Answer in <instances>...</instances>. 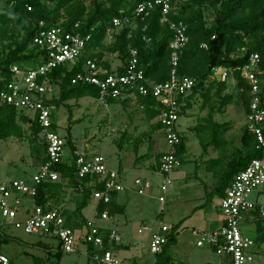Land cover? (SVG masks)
Listing matches in <instances>:
<instances>
[{
	"label": "built area",
	"instance_id": "built-area-1",
	"mask_svg": "<svg viewBox=\"0 0 264 264\" xmlns=\"http://www.w3.org/2000/svg\"><path fill=\"white\" fill-rule=\"evenodd\" d=\"M155 7L161 9V22L173 31L170 42L172 70L170 79L165 82L150 81L146 77L145 70L139 66L135 48L131 49L125 64L120 61L116 68L110 69L98 65L90 57V53L97 48L88 49L92 35L78 31L79 23L71 30L61 24L41 27L33 38V45L38 48L43 58L41 63L24 69L17 65L12 67L13 79L0 89V107L14 106L38 121L41 137L47 145L48 160L42 162L29 179L0 180V233L7 226H15L26 233L57 240L60 249L66 253L78 251L81 243L86 247L91 244L99 250L93 256L99 264H129L118 256L120 249L115 245L123 241L115 229L110 228V233H103L108 227L99 225L95 219H89L84 229L74 230L66 224V217L60 208L47 209L36 203L35 196L41 183L60 180V172L55 166L65 162L66 154V138L59 133L54 119L56 106L49 101L58 91L48 76L55 68L65 67L71 70L79 62H82L83 70L78 71L71 82L96 85L100 90L98 99L103 104H107L110 99L136 104L139 95H153L160 102V110L154 120L164 127L166 139L172 148L160 156L158 172L165 178L162 184L164 189L167 190L173 185L170 173L182 164L175 149L181 143L177 126L182 104L179 99L192 90L195 78L180 76L177 70L180 54L189 40L188 25L171 16L176 14L177 0H143L137 5L135 12L146 16ZM130 23L128 16L115 17L113 26L107 29L105 42H113L118 29ZM263 54L252 53L244 65L213 68L214 75L222 80L230 77L236 83L234 73L238 72L248 82L251 103L245 124L256 135L257 148L262 151L260 157L251 159L234 176L225 193L220 196L223 216L221 224L211 230H192L198 246L210 247L220 255H228L231 264H256L257 254L264 250V132L261 126L264 121L261 94ZM119 67L124 68L123 72L118 70ZM66 163L75 164L79 178L89 176L103 184V188L95 190L92 195L97 203L110 202L113 191L120 192L125 188L119 169L109 167L107 158L101 153L80 151L77 148L75 157L70 152V162ZM135 186L142 191L150 188L151 184L138 177ZM24 197L33 198V205L21 206ZM96 212L95 210L97 219L111 218L107 210L100 216ZM244 227H248L252 234L245 233ZM142 231L139 229V232ZM169 233L170 227L167 225L152 232L150 249L153 253L162 251L168 242ZM259 237L262 238L261 241L258 240ZM0 264H11L9 257L1 251Z\"/></svg>",
	"mask_w": 264,
	"mask_h": 264
},
{
	"label": "trees",
	"instance_id": "trees-1",
	"mask_svg": "<svg viewBox=\"0 0 264 264\" xmlns=\"http://www.w3.org/2000/svg\"><path fill=\"white\" fill-rule=\"evenodd\" d=\"M54 5L48 8L44 0H0L2 12L0 13V89L9 83L14 74V65L20 68L35 67L42 61L41 53L33 45V38L41 27L64 25L71 30L76 23L77 30L83 34H91L92 39L88 49L96 47L95 52L90 53L95 62L110 69V61L105 57V50L111 52L125 64L130 56L132 48L137 49L139 66L145 70L146 77L150 81L165 82L171 76V48L170 42L173 31L167 24L161 22V9L155 7L146 16L138 15L135 10L143 0H51ZM119 16H128L130 24H124L114 34L113 42L107 44L105 38L107 29L113 26V19ZM175 20H182L187 25L188 43L180 54L177 67L180 76L195 78L192 90L179 100L182 102L180 116L188 113L199 102L203 109L216 96L221 105L231 103L232 93L223 94L228 88L227 80H222L213 73L214 67H236L249 61L252 53H264V0H177L176 14H171ZM264 70V54L261 62ZM83 70L82 62H79L71 70L58 67L49 73V80L57 88V95L50 99V103L56 107L65 105L71 118L72 106L68 104L71 99H80L85 96L99 98L100 90L96 85L89 83L73 84L72 77ZM118 70L123 72L124 68ZM236 90L246 114L250 112L251 94L248 82L235 72ZM261 94L264 106V71L261 74ZM202 99V100H201ZM239 100V101H240ZM107 104L123 103L117 99L107 100ZM137 106L143 109L148 119L157 117L160 110V102L153 96H138ZM214 107V106H212ZM214 108H212L213 110ZM212 114V112H211ZM209 115L205 120L207 124L196 126L198 131L207 130L210 141L207 145L224 147L227 143L222 140L221 134L226 131L228 124L220 123ZM157 123V122H155ZM27 125L30 131L29 140L34 145L43 149L42 162L48 160L47 145L41 137V129L37 120L32 119L24 110L14 106L5 105L0 107V139L10 137H23L24 127ZM159 127L161 124L157 123ZM264 132V121L261 123ZM181 143L176 146V154L182 162L188 151L187 137L179 131ZM66 138V147L70 148L75 157L77 146L72 140L70 133ZM130 136L124 131L116 140L118 146L123 147L129 142ZM138 142L133 148L138 152ZM164 153V152H163ZM160 153L158 159L163 154ZM148 155V153L146 154ZM262 151L257 148V137L246 124L242 127L241 146L233 151L229 160L224 162V167L219 173V179L215 191L222 196L229 187L234 176L245 168L248 162L260 157ZM140 157L137 158V160ZM217 160L223 161L220 157ZM41 162V163H42ZM159 162V161H158ZM55 168L60 172V180L44 182L38 186L35 196L37 204L47 209L54 208L52 199L56 198L63 185L71 184L81 193V198L73 210H62L66 217V224L74 230H82L87 226L89 218L83 214V210L89 204V200L95 190L103 188V184L89 176L79 178L74 163L61 162ZM111 201L108 203L98 202L96 214L101 215L105 210L110 216L123 213L125 206L117 201L118 192H112ZM175 227H170L168 242L162 251L155 253V264H173L174 260L168 252L170 245L177 242ZM103 230V229H102ZM110 233L111 229L103 230ZM1 235V234H0ZM262 240L261 237L258 238ZM46 244V245H45ZM42 240L37 245H49ZM118 249H125L129 245L120 243L115 245ZM54 256L58 259L62 256V250L58 246ZM88 255L94 256L99 250L93 245L87 246ZM231 264V262H229Z\"/></svg>",
	"mask_w": 264,
	"mask_h": 264
},
{
	"label": "rangeland",
	"instance_id": "rangeland-1",
	"mask_svg": "<svg viewBox=\"0 0 264 264\" xmlns=\"http://www.w3.org/2000/svg\"><path fill=\"white\" fill-rule=\"evenodd\" d=\"M44 1L49 9L53 7L51 0ZM104 52L111 67L116 68L119 58L107 50ZM227 83L228 88L223 94L232 93L231 103L221 105L218 97L214 96L203 109L197 102L188 115L180 116L177 126L187 137L188 151L185 161L170 173L173 185L167 190L162 186L165 178L158 172V156L172 147L166 139L164 127H159L154 119H148L137 103L108 105L85 96L68 101L72 106L71 118L65 105L54 109V119L61 135L70 133L78 150L103 154L109 167L121 172L125 188L118 193V198L119 203L125 205V211L109 219H97V202L92 196L83 214L120 234L123 243L129 247L121 248L118 256L128 259L130 264H155L156 254L150 249L151 234L163 225L171 228L178 225L177 229L174 228L177 242L168 249L173 264H228L214 249L198 246L192 233L193 229L211 230L222 221L221 197L215 187L224 162L241 146L242 127L247 122L243 104L233 88V79L229 77ZM210 114L215 121L228 124L220 135L227 143L223 148L212 144L204 148L203 145L210 141L209 134L207 130L196 129L198 125L207 124L205 119ZM23 127V137L0 139V180L29 179L41 165L43 149L32 144L28 126ZM124 131L130 139L120 147L116 140ZM137 142L138 152L133 148ZM65 153V162H70L68 146ZM139 155L142 157L135 164ZM219 157L223 161L212 162ZM138 177L149 181L150 188L142 191L137 188L135 180ZM80 198L81 193L76 187L66 184L51 202L62 210H73ZM33 203V198L24 197L21 206H32ZM139 229L143 231L139 232ZM2 231L0 251L9 257L11 264H99L88 255L83 243L76 252L62 251L58 259L53 255L58 250L57 240L26 233L15 226H7ZM244 232L252 234L248 227H244ZM42 240L49 245H37ZM257 262L264 264V250L257 254Z\"/></svg>",
	"mask_w": 264,
	"mask_h": 264
},
{
	"label": "crops",
	"instance_id": "crops-1",
	"mask_svg": "<svg viewBox=\"0 0 264 264\" xmlns=\"http://www.w3.org/2000/svg\"><path fill=\"white\" fill-rule=\"evenodd\" d=\"M112 68V67H111ZM142 155V154H141ZM141 155H139L138 157H142ZM137 157V158H138ZM138 160L136 159V161H135V164H138V163H136ZM142 167V166H141ZM144 167H146L147 168V165H144ZM120 171V170H119ZM121 173V172H120ZM119 193V192H118ZM119 195L117 196V201L119 202ZM121 204V203H120ZM121 205H123V204H121ZM125 206V205H124ZM221 224V222L217 225V226H219ZM221 256H223L224 258H225V260H226V262L229 264V262H230V257L228 256V255H221ZM123 259H125L126 261L128 260V259H126V258H123ZM134 260V259H133ZM135 261H136V258H135ZM128 263H129V261H127ZM130 264V263H129ZM256 264H258V262H256Z\"/></svg>",
	"mask_w": 264,
	"mask_h": 264
},
{
	"label": "water",
	"instance_id": "water-1",
	"mask_svg": "<svg viewBox=\"0 0 264 264\" xmlns=\"http://www.w3.org/2000/svg\"><path fill=\"white\" fill-rule=\"evenodd\" d=\"M6 241V240H5Z\"/></svg>",
	"mask_w": 264,
	"mask_h": 264
}]
</instances>
